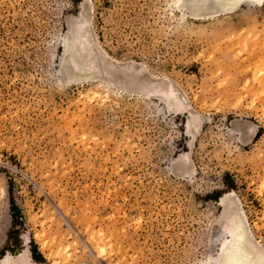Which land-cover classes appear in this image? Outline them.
I'll use <instances>...</instances> for the list:
<instances>
[{
  "label": "rangeland",
  "instance_id": "obj_1",
  "mask_svg": "<svg viewBox=\"0 0 264 264\" xmlns=\"http://www.w3.org/2000/svg\"><path fill=\"white\" fill-rule=\"evenodd\" d=\"M226 2L0 0V260L264 264V2Z\"/></svg>",
  "mask_w": 264,
  "mask_h": 264
},
{
  "label": "bare ground",
  "instance_id": "obj_2",
  "mask_svg": "<svg viewBox=\"0 0 264 264\" xmlns=\"http://www.w3.org/2000/svg\"><path fill=\"white\" fill-rule=\"evenodd\" d=\"M180 2V1H179ZM264 2V0H227V2L225 4H223L221 6V8H219V10H217L218 12H222V11H229V10H234V8L236 6H239L240 4H249V5H262ZM181 6V4H180ZM212 6V5H211ZM237 8V7H236ZM215 7L211 10V11H216ZM215 14V13H212ZM66 44V43H65ZM64 44V46H66ZM63 46V45H62ZM236 228H239L235 232L234 230H230V232L232 233V235H228V240L232 238V236L236 235L237 237H241L243 234V230H244V225L242 224V222L240 220H238L236 222ZM237 233V234H236ZM24 238V237H23ZM29 242L24 243L25 248L16 256H12L10 254H6L2 257V259L0 260V264H40L38 262H36L32 256H31V251L27 248L28 247ZM232 244V242H231ZM229 246H227L225 248L226 254H227V259L229 258V264H245L244 260L240 258H238L235 254V249L233 250V245L232 247H230L231 249H228ZM235 247V245H234ZM236 250L237 246H236ZM244 262V263H243Z\"/></svg>",
  "mask_w": 264,
  "mask_h": 264
},
{
  "label": "trees",
  "instance_id": "obj_3",
  "mask_svg": "<svg viewBox=\"0 0 264 264\" xmlns=\"http://www.w3.org/2000/svg\"><path fill=\"white\" fill-rule=\"evenodd\" d=\"M31 256L32 258L36 261V262H40V260H43L42 255L37 251L35 245H33V243L31 244Z\"/></svg>",
  "mask_w": 264,
  "mask_h": 264
}]
</instances>
